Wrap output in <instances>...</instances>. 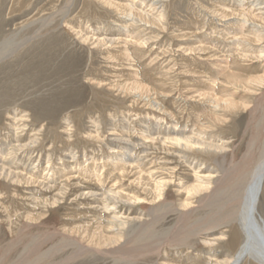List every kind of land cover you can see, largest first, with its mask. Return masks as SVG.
I'll use <instances>...</instances> for the list:
<instances>
[{
	"label": "rangeland",
	"instance_id": "1",
	"mask_svg": "<svg viewBox=\"0 0 264 264\" xmlns=\"http://www.w3.org/2000/svg\"><path fill=\"white\" fill-rule=\"evenodd\" d=\"M17 1L0 0V163L12 166L10 170L15 173V180L0 176V264L28 260L25 252L35 250L47 229L54 227L71 234L86 223L90 231L100 225L106 234L121 232L118 244L128 242L125 246H130V250L139 247L138 254L142 255L135 252L132 254H136L135 259L130 258L132 255L126 256L123 263L87 250L73 258V249L66 247L38 264L62 260L63 264H217L218 259L232 255L235 247L228 238L232 227L214 223L220 214L213 217L210 214L206 224L217 225L199 233L204 220L200 218L202 211L197 210L190 220L193 231L176 236L182 239L158 233L144 235L153 230L148 223L155 218L159 228L166 232L176 228L175 223L180 222L176 207L182 208L186 202H190L189 208L199 207L206 188H212L216 176L224 168L222 165L237 163L255 142L257 135L248 123V109L264 92V82H248L245 88L235 87L228 83L226 75L236 73L239 77L242 75L241 79L249 75L264 77V38L254 36L252 31V28L264 30V1L243 0L248 2L245 4L241 0H226V3L224 0H153L152 4V0H110L115 6H107L106 0H20L22 4ZM125 5H134V11L124 10ZM234 8L237 13L232 10ZM246 9H250L248 14ZM140 15H149L158 22L147 23ZM236 19L238 24H235ZM241 21H245V28ZM144 38L147 39L142 40ZM117 50L121 51V56L113 57ZM130 75L151 88L154 104L147 102L148 97L138 99V92L133 95L123 92L121 86ZM22 81L30 86L27 88ZM37 84L40 89L35 86ZM71 91L78 92L75 98ZM68 94H72L71 98ZM223 96L235 100L236 107L232 111L220 108L217 115L212 112L211 100ZM42 98L46 101L44 104L39 103ZM69 101L74 102L73 106L68 105ZM51 109L57 114L52 115ZM16 114L17 120L20 116L23 119L14 122L10 116L16 118ZM205 126L207 128H201ZM173 127L213 139L216 144H223L224 149L216 154L205 152L199 146L188 149L182 143L162 142L164 131ZM16 133L27 135L24 137L27 143L23 150L13 146L11 155L8 152L15 143L12 136ZM124 148L129 153L124 157L129 161L100 167L99 159H106ZM92 159L97 160V167L94 165L91 169L100 179L88 173L89 168L84 165ZM47 172L53 175L50 180ZM81 190H87V194ZM113 216L123 222L118 225L119 229L113 227L111 230L107 224ZM83 240L86 244L99 242L98 235L92 233ZM47 245L49 243L37 249L45 250ZM195 259L200 260L199 263Z\"/></svg>",
	"mask_w": 264,
	"mask_h": 264
},
{
	"label": "bare ground",
	"instance_id": "2",
	"mask_svg": "<svg viewBox=\"0 0 264 264\" xmlns=\"http://www.w3.org/2000/svg\"><path fill=\"white\" fill-rule=\"evenodd\" d=\"M15 1V0H14ZM17 1V0H16ZM217 1H220V0H217ZM226 0H224L225 2ZM237 1V0H236ZM243 3L247 4L245 1L241 0ZM248 1V0H247ZM255 1H258V0H255ZM264 1V0H262ZM18 2V1H17ZM19 2L21 3V1L19 0ZM18 2V3H19ZM85 2V1H84ZM156 2H159V1H156ZM162 2V0H161ZM166 2V0L164 1ZM223 2V0L221 1ZM229 2V1H228ZM12 3V1H11ZM10 3V4H11ZM14 3V2H13ZM19 3V4H20ZM107 3V6H115L114 2H111L110 0H106ZM153 4V0L151 2ZM216 3V2H215ZM220 3V2H219ZM226 3V2H225ZM231 3V2H230ZM253 3V2H252ZM259 3V2H257ZM22 4V3H21ZM84 4V3H83ZM86 4V3H85ZM124 4V3H122ZM157 4V3H156ZM163 4V3H162ZM165 4V3H164ZM168 4V3H167ZM214 4V3H213ZM221 4V3H220ZM219 4V6H220ZM224 4V3H222ZM254 4V3H253ZM18 5V4H17ZM24 5V3H23ZM118 5H120L118 3ZM217 5V4H215ZM226 5V4H225ZM236 5V3H235ZM249 5V4H248ZM14 6V5H13ZM22 6V5H21ZM134 6V5H133ZM133 6H129L128 5H125V9L124 10H127V11H134V8ZM162 6V5H161ZM166 6V5H164ZM162 6V7H164ZM219 6H217L216 8L219 9ZM222 6V5H221ZM228 6V5H226ZM237 6H238V3H237ZM261 6V5H260ZM264 6V5H263ZM10 7V6H9ZM16 6H14L15 8ZM18 7H20V5H18ZM23 7V6H22ZM85 7V6H84ZM88 7V6H86ZM85 7V8H86ZM229 7V6H228ZM227 7V8H228ZM231 7V6H230ZM246 7V6H245ZM249 8V6H247ZM254 7V6H253ZM252 7V8H253ZM11 8V7H10ZM14 8H11L12 10ZM17 8V7H16ZM165 8V7H164ZM215 8V9H216ZM221 8V7H220ZM256 8V7H255ZM254 8V9H255ZM98 9V8H97ZM119 9V8H118ZM239 9V8H238ZM258 9V8H256ZM261 9V8H259ZM9 10V9H8ZM213 10V9H212ZM228 10V9H227ZM226 10V11H227ZM231 9L229 8V11ZM234 11V9H232ZM240 10V9H239ZM247 10V9H246ZM250 10V9H249ZM245 11L247 12L248 14V11ZM15 11V10H14ZM194 11V10H193ZM196 11V10H195ZM215 11V10H214ZM217 11V10H216ZM222 11V10H221ZM241 11V10H240ZM239 11V13H240ZM257 11V10H256ZM255 11V12H256ZM261 11V10H260ZM83 12V11H82ZM86 12V11H85ZM126 12V11H125ZM213 12V11H212ZM223 12V11H222ZM225 12V11H224ZM244 12V13H245ZM250 12V11H249ZM253 12V11H252ZM160 13V12H159ZM158 13V14H159ZM163 13V12H162ZM216 13V12H215ZM214 13V14H215ZM220 13V12H219ZM237 13V11L235 12ZM243 13V12H241ZM240 13V14H241ZM257 13V12H256ZM264 13V12H263ZM10 14V13H9ZM121 14V13H120ZM221 14V13H220ZM231 15V13H228ZM239 14V15H240ZM246 14V13H245ZM244 14V16H245ZM83 15V14H82ZM161 15V14H160ZM192 15V14H191ZM189 15V16H191ZM194 15V14H193ZM192 15V16H193ZM196 15V14H195ZM237 15V14H236ZM264 15V14H263ZM123 16V15H122ZM137 16V15H136ZM142 18L145 17V20L147 23H150V24H156V22H158L155 18H150L151 16L149 15H140ZM228 16V15H227ZM225 16V17H227ZM234 16V14H233ZM238 16V15H237ZM241 16V15H240ZM250 19L249 20H252L251 19V16L250 15ZM248 16V17H249ZM255 16V15H253ZM214 17V16H213ZM216 17V16H215ZM259 17V16H258ZM196 18V17H195ZM232 18V17H231ZM234 18V17H233ZM237 18V17H236ZM244 18L243 16L240 18V20ZM260 18V17H259ZM258 18V20H259ZM254 20L256 19L253 18ZM243 20H246V19H243ZM248 20V21H249ZM141 21V20H140ZM247 21V20H246ZM247 21V22H248ZM261 21V20H259ZM258 21V22H259ZM234 22V21H233ZM245 23V21H243ZM250 22V21H249ZM254 22V21H253ZM256 22V21H255ZM257 22V23H258ZM239 23V20L236 19L235 20V24H238ZM244 23H241L243 25V27L245 28L244 26ZM190 24V23H189ZM227 24V23H226ZM228 24H230V22H228ZM228 24L226 26H228ZM233 24V23H232ZM262 24V23H261ZM23 25V24H22ZM121 25L122 22H121ZM240 25V26H242ZM257 25V24H256ZM118 26V24H117ZM157 26V25H156ZM235 26V25H234ZM234 26H231V27H234ZM237 26V25H236ZM248 26V25H247ZM253 26V25H252ZM255 26V25H254ZM241 27V28H243ZM258 27V26H257ZM243 28V29H244ZM259 28V27H258ZM254 29V30H253ZM263 29V28H262ZM250 30V29H249ZM252 31H254V33L256 35L254 36H257L259 35V37L261 38H264V30H259V29H255V28H252ZM247 32V31H245ZM18 33V32H17ZM250 34V33H249ZM251 36V35H250ZM256 37V38H257ZM258 37V38H259ZM251 38V37H250ZM109 39V38H108ZM147 38H144L142 40H145ZM104 41V40H103ZM112 41V40H111ZM110 41V42H111ZM241 41V40H240ZM143 42V41H142ZM239 42V41H238ZM243 42V41H242ZM108 43V42H106ZM4 44V43H3ZM11 44V43H10ZM9 44V45H10ZM8 46V45H7ZM239 46V45H238ZM61 47V46H59ZM59 47H57L55 50H57ZM204 47V46H203ZM54 48V47H53ZM205 49V47H204ZM238 49V48H237ZM241 49V48H240ZM60 51V49L58 50ZM123 51V50H122ZM246 51V49H245ZM69 52V51H67ZM243 52V51H242ZM56 53V52H55ZM54 53V54H55ZM60 52H58L59 54ZM126 53V52H125ZM124 52H122V54H125ZM240 53V52H239ZM248 53V52H246ZM62 54V53H61ZM65 54V53H64ZM62 54V55H64ZM71 55V53H69ZM242 54V53H241ZM68 55V54H66ZM64 55V56H66ZM70 55H69V58H70ZM234 55V54H233ZM237 55V53H236ZM56 56L57 53H56ZM61 56V55H60ZM121 56V51L120 50H117L116 51V55H114L113 57H119ZM126 56V55H125ZM246 56V55H245ZM53 57V56H52ZM50 57V58H52ZM55 57V56H54ZM59 57V56H58ZM74 57V56H72ZM77 57V56H76ZM112 57V58H113ZM123 57V56H122ZM128 57V56H127ZM56 58V57H55ZM53 58V59H55ZM60 58V57H59ZM78 58V57H77ZM76 58V59H77ZM129 58V57H128ZM127 58V59H128ZM131 58V57H130ZM129 58V60H130ZM238 58V57H237ZM244 58V57H243ZM248 57L246 56V59ZM57 59V58H56ZM55 59V60H56ZM75 59V60H76ZM79 59V58H78ZM77 59V60H78ZM58 60V59H57ZM73 60V59H72ZM74 60V61H75ZM120 60V59H119ZM124 59L122 58V61ZM52 61V60H51ZM80 61V60H79ZM128 61V60H127ZM131 61V60H130ZM57 62V61H55ZM54 62V63H55ZM50 64V63H49ZM72 65V63H71ZM70 65V66H71ZM60 66V65H59ZM65 66V65H64ZM203 66V65H202ZM26 68V67H25ZM60 68V67H59ZM56 69V68H55ZM74 69V68H73ZM67 71V65H66V69ZM65 71V72H66ZM232 72V71H231ZM41 73V72H40ZM62 73H64V71H62ZM205 73V72H203ZM44 74V73H43ZM131 74V72H130ZM22 75V74H21ZM24 75V74H23ZM27 75V74H26ZM32 75V74H31ZM35 75V74H34ZM33 75V76H34ZM41 75V74H40ZM239 75V74H238ZM238 75L235 74H230V75H226V78L228 80V83L232 84L233 86L235 87H241V88H245L244 84L246 83H251V82H255V83H261V82H264V77H257V76H252L254 78H252L250 75L247 76L245 79H241L242 75L239 77ZM264 75V74H263ZM28 76V75H27ZM26 76V77H27ZM50 76V75H49ZM64 76V75H62ZM66 76V75H65ZM38 77V75H37ZM40 77V76H39ZM38 77V78H39ZM46 77H47V74H46ZM51 77V76H50ZM49 77V78H50ZM133 76L130 75V78L129 79H126L123 83V85L121 86L123 92L125 94H129L131 95L132 93H136L138 92V99L139 98H142L143 96L145 98L148 97V101L147 102H151L152 104H154V99H151V88L140 83L139 81H136V79H132ZM211 77V76H209ZM245 77V76H243ZM248 77H251V78H248ZM44 78V77H43ZM248 78V79H247ZM27 78H25L24 80H26ZM29 79V78H28ZM31 79V78H30ZM40 79V78H39ZM47 79V78H46ZM209 79V78H208ZM212 80V78H210ZM35 80V79H34ZM33 80V81H34ZM44 80V79H43ZM138 80V79H137ZM31 81V80H30ZM37 81V79L35 80ZM25 85V81H22ZM49 82V81H48ZM54 82V81H52ZM30 83V82H29ZM28 83V84H29ZM37 83V82H35ZM45 83V81L43 82ZM43 83H40L41 86H43ZM227 83V82H226ZM15 84V82L13 83ZM34 84V83H33ZM31 84V85H33ZM16 85V84H15ZM23 85V84H22ZM23 85V86H24ZM54 85V84H53ZM52 85V86H53ZM56 85V84H55ZM148 85V84H147ZM14 86V85H13ZM27 86V88L30 86L28 85H25ZM35 86H38L35 85ZM232 87V86H231ZM31 88V87H30ZM33 88V87H32ZM38 88L40 89V87L38 86ZM37 88V89H38ZM45 88V87H43ZM41 88V89H43ZM56 89V87H54ZM53 88V91H55V89ZM46 89V88H45ZM49 89V88H48ZM47 89V90H48ZM120 89V88H119ZM26 90V89H25ZM24 90V91H25ZM44 90V89H43ZM52 90V89H51ZM29 91V90H27ZM36 91V90H35ZM31 92V90H30ZM29 92V93H30ZM41 92V91H40ZM45 90H44V94H45ZM48 92V91H47ZM50 92V91H49ZM52 92V91H51ZM72 92V91H71ZM39 93V92H38ZM37 93V94H38ZM73 93V96L75 98V95L78 94V92L76 93L75 91L72 92ZM75 93V94H74ZM33 94H34V90H33ZM224 94V93H223ZM25 95V94H24ZM43 95V94H41ZM47 95L50 96V93H48ZM46 95V96H47ZM69 95V94H68ZM67 95V97H68ZM72 95V94H71ZM71 95L70 98H71ZM133 95V94H132ZM37 96V95H36ZM56 96V95H55ZM54 96V98H55ZM21 97V96H20ZM39 97V96H37ZM43 97V96H42ZM135 97V96H134ZM41 99V97H39ZM47 98V97H46ZM61 99V97H59ZM66 98V97H64ZM77 98V96H76ZM37 99V98H36ZM36 99L34 101H36ZM39 99V100H40ZM45 99V97H44ZM50 99V98H49ZM57 99V98H56ZM69 99V97H68ZM38 100V99H37ZM47 100V99H46ZM62 100V99H61ZM73 100V98L71 99ZM70 100V101H71ZM78 100V98H77ZM43 98L42 100H40V104H44L46 101H44ZM48 101V100H47ZM52 101H55V99ZM60 101V100H59ZM66 101V100H65ZM65 101H62V102H65ZM69 101V102H70ZM212 103L214 104V109L212 110L213 113L217 114L218 113V110L220 108L222 109H227L229 111H232V110H235V100L233 99H229L227 97H214L213 100H211ZM256 102L253 103V105H251V107L248 109V123L252 125V127L254 128L253 131H256V135H257V138L255 139V142L253 144H251L250 148H248V150L242 155V157H240L241 159L237 162V163H234V164H229V165H222L224 168H222L220 170V173H218V175L216 176V180H214V184L212 186L211 189L206 188V194L204 195L203 199L201 200V203L199 205V207H195L194 208H189L188 206L190 205V202H186L182 207V208H178L176 207V210H175V207H174V210L175 212L177 213V217H178V220H180V222L178 224L175 223L176 225V228H171L170 232H166L167 230L164 231V229H160L159 228V225L156 223L157 222V218L152 219V220H148L149 223L151 225V228H153V230L151 232H153L151 234V232H149L147 235H144V236H156L155 234L158 233L159 235H174L175 239H182V237H176L178 235H186L188 232H190L191 230V223H190V220H192L191 218V215L196 212L197 210H200L202 211V215L200 216L201 219H203L204 221H202L200 223L201 227L199 228V233H203V231H205L206 229H209L211 230L212 229V226H216L217 224L219 223H226V225H230L232 228L230 229V236H228L229 238V241H231L232 243H234V253L232 255H228V257H226L225 259H221V260H217V264H245V263H248V264H264V214L261 213L262 210H264L263 206L264 204L262 203V200L264 201V92L257 98V100H255ZM33 102V101H32ZM43 102V103H41ZM50 104H51V101H49ZM47 102V103H49ZM68 102V105L70 106V104L72 105V103H74L72 101V103ZM76 102V101H75ZM37 103V102H36ZM36 103L34 102V104L36 105ZM46 103V104H47ZM54 103V102H53ZM67 103V101H66ZM145 103V102H144ZM45 104V105H46ZM60 104V103H59ZM65 104V103H64ZM135 104H138V103H135ZM160 104V103H159ZM61 105V104H60ZM66 104V106H68ZM118 105V104H117ZM68 106V107H69ZM73 106V105H72ZM158 106V104H157ZM36 107V106H35ZM34 107V108H35ZM58 107V105H57ZM60 107V106H59ZM62 107V105H61ZM67 107V109H68ZM165 107V106H164ZM157 108V107H156ZM160 110H161V106H159ZM158 108V109H159ZM47 109V108H46ZM60 109V108H59ZM154 109V108H153ZM152 109V110H153ZM164 109V108H163ZM41 110H42V105H41ZM44 110V109H43ZM167 110V109H166ZM21 111V110H20ZM62 110L60 109V112ZM14 112V111H13ZM22 112V111H21ZM56 111H54L53 109L50 110V113L53 115ZM69 112V111H68ZM163 112V110H162ZM165 112V111H164ZM163 112V113H164ZM17 113V111H16ZM64 113V112H62ZM77 113V112H76ZM166 113V112H165ZM169 113V112H168ZM15 114V113H14ZM43 114H46V113H43ZM57 114V113H55ZM48 115V114H47ZM218 115V114H217ZM35 116V115H34ZM110 116V115H109ZM169 116V115H168ZM14 122H19V118L23 119L21 116L18 117V120H17V114H16V118H13L12 116H10ZM46 117V116H45ZM54 117V116H53ZM220 117V116H219ZM33 118V117H32ZM113 118V117H112ZM1 119V118H0ZM20 119V120H21ZM48 119V117H47ZM54 119V118H52ZM68 119V118H67ZM33 120V119H32ZM220 120V119H219ZM223 120V119H222ZM68 121V120H67ZM95 121V120H94ZM196 121V120H194ZM199 122V121H198ZM201 122V121H200ZM244 122V121H243ZM4 123V122H3ZM25 123V122H24ZM24 123H22V125L24 126ZM7 124V123H6ZM5 124V125H6ZM204 125V124H203ZM202 125V126H203ZM243 125V124H242ZM12 126V125H11ZM15 126V125H13ZM66 126V125H65ZM208 127H211V125H207ZM20 127V126H19ZM22 127V126H21ZM26 127V126H25ZM14 128V127H13ZM18 128V127H17ZM202 129L203 128H207L206 126L205 127H201ZM242 128V127H241ZM26 129V128H25ZM76 129V128H75ZM246 129V128H245ZM15 130V129H14ZM105 130V129H104ZM165 130V129H164ZM251 130V128H250ZM26 131V130H25ZM78 131V129H77ZM9 132V131H8ZM12 132V131H11ZM18 132V131H17ZM80 132V131H79ZM96 132V131H95ZM240 132V131H239ZM13 133V132H12ZM25 134V132H23ZM248 133H250L249 131L247 132L246 136H248ZM251 134H253L251 132ZM5 135H7L5 133ZM4 135V136H5ZM11 135V134H10ZM9 135V136H10ZM23 135V134H22ZM21 134L20 135H17V133L15 135H13L11 138L14 140V144H12V148L11 150L8 152V153H11L12 152V149L14 147L16 148H21L23 146H25V138L27 135H25L24 137L22 136ZM88 135V134H87ZM160 135V134H159ZM251 136V135H250ZM3 137V136H2ZM8 137V136H7ZM22 137L24 139H22ZM33 137V136H32ZM128 137V135H127ZM245 137V136H244ZM243 137V138H244ZM6 138V137H5ZM34 138V137H33ZM37 139V137H35ZM254 137H252L253 139ZM29 138H27V141H28ZM31 139V137H30ZM29 139V140H30ZM164 141L162 142H166V141H172V142H177V143H182L183 146H185L186 148L188 149H192L194 148V146H199V147H203L204 148V151L205 152H216V151H221L224 149V146L223 144H216L214 142L213 139H209L207 140L206 138H204L203 136L201 135H195L193 133H188L187 131L184 132V131H181L175 127L171 128V129H166L164 131V133L162 134V137L160 138ZM206 139V140H205ZM247 139V142L249 141L248 138ZM251 139V138H250ZM88 140V139H87ZM100 140V139H99ZM104 140V139H103ZM1 141V140H0ZM4 141V140H3ZM9 141V140H8ZM31 141V140H30ZM29 141V143H30ZM36 141V140H35ZM117 141V140H116ZM130 141V140H129ZM151 141V140H150ZM253 141V140H252ZM70 142V141H69ZM115 142V141H114ZM4 143V142H3ZM6 143V142H5ZM13 143V141H12ZM36 143V142H35ZM249 143V142H248ZM252 143V142H251ZM11 144V143H10ZM31 144V143H30ZM34 144V143H33ZM244 144H246L244 142ZM4 145V144H3ZM9 145V144H8ZM32 145V144H31ZM35 145V144H34ZM102 145V144H101ZM111 145V144H110ZM148 145V144H147ZM248 145V144H247ZM14 146V147H13ZM135 146V145H134ZM138 147V145H136ZM246 146V145H245ZM258 146V148H256ZM113 147V146H112ZM244 147V145H243ZM249 147V146H248ZM26 148V147H25ZM71 148V147H70ZM226 148V147H225ZM5 149V148H4ZM113 149V148H112ZM23 150V148H22ZM28 150V149H27ZM111 150V149H110ZM245 150V149H244ZM8 151V150H7ZM15 151V150H14ZM114 151V150H112ZM192 151V150H191ZM227 151V150H226ZM111 152V151H110ZM170 152V151H169ZM223 152V151H222ZM241 152V151H240ZM22 153V152H21ZM71 153V152H70ZM128 153V150L127 148H124V149H119V150H116L115 152L111 153L110 155L112 156H108V158H104V159H99L98 161L101 163L102 166H100L102 169L106 167V165L108 164H113V163H119V162H127L129 161V159H127L126 157H124L125 155H127ZM14 154V153H13ZM16 154V153H15ZM25 154V153H24ZM32 154V153H31ZM129 154V153H128ZM217 154V152H216ZM224 154V153H223ZM227 154V153H226ZM8 155V154H6ZM10 155V154H9ZM12 155V153H11ZM21 155V154H19ZM113 155H115L116 157H113ZM222 155V154H221ZM225 155V154H224ZM37 156V155H36ZM74 156V155H73ZM140 156V155H139ZM218 156V155H217ZM234 156V155H233ZM12 157V156H11ZM18 157V156H16ZM20 157V156H19ZM31 157V156H30ZM29 157V158H30ZM141 157V156H140ZM237 157V158H239ZM47 158V157H46ZM228 158V157H227ZM15 159V157H14ZM28 159V158H27ZM62 159V158H61ZM96 159V158H95ZM95 159H92L90 161H85L84 162V165L85 167L87 166V168H89V172L88 173H94V176L96 177H99L100 179V175L96 174V172H93L94 170H92L97 164V160ZM113 159H115L113 161ZM110 160V161H109ZM139 160V159H138ZM12 161V159H11ZM64 161V160H62ZM167 161V160H166ZM234 161V160H233ZM19 162V160H18ZM9 163V162H8ZM17 163V162H16ZM221 163V162H220ZM6 164V163H5ZM46 164V163H45ZM106 164V165H105ZM95 165V166H94ZM19 166V165H18ZM34 166V165H33ZM111 166V165H110ZM12 167V166H11ZM10 166L8 167H5L2 163H0V176H3V177H6V178H14L15 176V173L12 172V170H10L11 168ZM14 167V166H13ZM17 167V165H16ZM35 167V166H34ZM70 167V166H69ZM97 167V166H96ZM114 167V166H113ZM92 168V169H91ZM12 169V168H11ZM14 169V168H13ZM19 169V168H18ZM75 169V167H74ZM96 169V168H95ZM107 169H109L107 167ZM16 170V169H15ZM33 170V169H32ZM122 170V169H121ZM14 171V170H13ZM30 171V170H29ZM57 171V170H56ZM79 171V170H78ZM108 171V170H107ZM30 173V172H29ZM49 173V172H47ZM54 173V172H53ZM106 173V172H104ZM22 174V173H21ZM19 175V174H18ZM25 174H22L21 176H23ZM104 175V174H103ZM47 178L50 180V178L53 177L52 173H49L47 174ZM90 176V174H89ZM17 177V176H16ZM46 177V176H45ZM50 177V178H49ZM20 178V176L18 177ZM31 178V177H30ZM35 178V177H34ZM55 178V177H54ZM106 178V176H105ZM23 179V178H21ZM19 179V181L21 180ZM29 179V178H28ZM72 179V178H71ZM82 179V178H81ZM4 180V178H3ZM9 180V179H7ZM13 180V179H12ZM15 180V178H14ZM18 180V179H17ZM16 180V181H17ZM30 180V179H29ZM37 180V179H36ZM35 180V181H36ZM24 181L27 183V181L25 180V177H24ZM22 181V182H24ZM32 181L34 182V179H32ZM41 181V180H40ZM54 181V180H53ZM78 181V180H77ZM80 181V180H79ZM11 182V181H10ZM14 182V181H13ZM30 181H28L29 183ZM51 182V181H50ZM87 182V181H86ZM44 183V182H43ZM46 183V182H45ZM44 183V184H45ZM61 183V182H60ZM59 183V184H60ZM34 184V183H33ZM43 184V185H44ZM47 185V184H46ZM52 185V184H51ZM55 185V184H54ZM61 185V184H60ZM69 185V184H68ZM48 186V185H47ZM65 186V185H64ZM70 186V185H69ZM73 186V185H72ZM102 186H103V183H102ZM49 187V186H48ZM61 187V186H59ZM74 187V186H73ZM112 187V186H111ZM47 188V187H46ZM51 188V187H50ZM66 188V187H64ZM49 189V188H48ZM67 189V188H66ZM74 189V188H73ZM95 189V188H94ZM112 189V188H111ZM62 190H65V189H62ZM90 190V189H89ZM100 190V189H99ZM104 190V189H103ZM108 190V189H107ZM57 191V190H56ZM61 191V189H60ZM59 191V192H60ZM58 192V193H59ZM65 192V191H64ZM82 193H85L87 194V190L85 192H83V190H81ZM80 192V195L82 196L83 194H81ZM103 192V191H102ZM106 192V191H104ZM108 192H110L108 190ZM97 193H99V191H97ZM68 194V193H67ZM90 194V193H88ZM105 194V193H104ZM16 195V194H15ZM60 195L61 192H60ZM75 195V194H74ZM77 195V194H76ZM75 195V196H76ZM95 195V193H94ZM98 195V194H96ZM115 195V194H114ZM17 196V195H16ZM24 196V195H23ZM31 196V195H30ZM53 196V195H52ZM74 196V198H75ZM80 196V197H81ZM89 196V195H88ZM101 196L103 197V194H101ZM110 196V195H109ZM107 196V197H109ZM118 196V195H115V197ZM10 197V196H9ZM13 197V196H12ZM15 197V196H14ZM59 197V196H58ZM57 197V198H58ZM62 197V196H60ZM94 197V196H93ZM106 197V198H107ZM16 198V197H15ZM29 198V197H28ZM54 198V197H53ZM87 198V197H86ZM96 198V197H95ZM94 198V199H95ZM99 198V197H98ZM13 199V198H12ZM35 199V198H34ZM52 199V198H51ZM60 199V198H59ZM100 199V198H99ZM112 199V198H111ZM121 199V198H120ZM49 200V199H47ZM61 200V199H60ZM102 200V199H101ZM116 200V199H115ZM114 200V201H115ZM52 201V200H51ZM50 201V202H51ZM113 201V199H112ZM95 202V201H94ZM101 202V201H100ZM33 203V202H31ZM54 203V202H53ZM102 203V202H101ZM114 203V202H113ZM87 204V203H85ZM115 204V203H114ZM192 204V203H191ZM31 205V204H30ZM46 205V204H45ZM92 205V204H91ZM263 207L261 209V211H259V207L261 206ZM25 206V205H24ZM37 206V205H36ZM90 206V205H89ZM94 206V204H93ZM98 206H101L98 204ZM103 206V205H102ZM114 206V205H113ZM111 206L110 204V207H113ZM88 207V206H87ZM96 207V206H95ZM105 207V206H104ZM191 207V206H190ZM93 208V207H92ZM106 208V207H105ZM98 209V208H97ZM96 209V210H97ZM107 209V208H106ZM113 209V208H112ZM90 210V208H89ZM99 210V209H98ZM109 210V209H107ZM87 211V210H86ZM100 211V210H99ZM91 212V211H90ZM95 213V212H94ZM264 213V212H263ZM113 214V212H112ZM201 214V212H200ZM199 214V215H200ZM207 214H209V216H207ZM210 214L211 216H216L218 214H220V218L218 221L214 222V223H217V224H206V222L210 219ZM223 214V215H222ZM117 215V213L115 214ZM119 215V213H118ZM98 217V216H96ZM114 217V216H113ZM176 217V216H175ZM218 217V216H217ZM103 218V217H102ZM105 218V217H104ZM199 218V219H200ZM216 218V217H215ZM33 219V218H32ZM37 219V218H36ZM94 219V218H93ZM98 219V218H97ZM111 219V217H110ZM107 221V224L109 225V228L112 230L113 227H118V225H122L123 222L122 221H119V218L118 217H114L113 220H110ZM177 219V218H176ZM55 220V219H54ZM100 221V219L98 220ZM103 221V220H102ZM146 221V222H148ZM206 221V222H205ZM101 222V221H100ZM99 222V223H100ZM146 222H144L146 224ZM209 223V222H208ZM37 224V223H36ZM103 224V223H102ZM158 226H157V225ZM86 225H88L86 223ZM82 226V227H76L75 230H73L74 232H70L71 234H69L68 232L66 231H61L59 229H56L54 227L50 228V229H47L46 231H42L43 232V237L42 239L40 240L39 244H37L38 246L36 248H34L35 250H30L29 252H25V256L26 258L28 257V260L24 259L25 261H23V263L21 262L22 260H20V262L18 264H38L39 262H42L44 261L45 259H47L46 257H48L49 255H52L55 253V251L58 249H63V248H66V247H71L73 250H72V257L74 258V256H77L79 255L80 253L83 254V252L87 251V250H94V251H97V252H100L102 255H108V257L110 256L112 258V261H116V262H123L124 263V260L126 258V256H130L132 254H134L135 252L138 254L139 252V247L138 248H134L133 250H130V246L126 248L125 244H118V238L121 236V232L119 231H114L112 232L113 234H106L105 231L103 230V228L99 227L98 226H95L94 229L92 231H90V229H88L89 227L88 226ZM97 225V224H96ZM107 225V226H108ZM199 225V224H198ZM51 226V225H50ZM106 226V227H107ZM156 226V228L154 229V227ZM171 226V225H170ZM174 227V226H173ZM197 227V226H196ZM223 227V226H222ZM206 228V229H205ZM230 228V227H229ZM108 229V228H107ZM119 229V228H117ZM166 229V228H165ZM106 230V229H105ZM193 231V229L191 230ZM108 232H109V229H108ZM143 232V231H142ZM145 232V231H144ZM74 233H76V236H74ZM96 234L98 235V238H99V242H89V243H84V238L85 236H89V234ZM110 233V232H109ZM210 234V232H209ZM223 234V233H222ZM167 235L165 237H167ZM188 235V234H187ZM229 235V234H228ZM79 236L81 237V239L79 238ZM140 236V235H139ZM158 236V235H157ZM218 236H220V233L218 234ZM224 236V235H222ZM187 237V236H186ZM215 237V236H214ZM169 238H172V237H169ZM168 238V239H169ZM216 239V237H215ZM218 239V237H217ZM221 239V237L219 238ZM36 241V240H35ZM152 241V240H151ZM14 242V241H13ZM207 242V241H206ZM212 242V241H211ZM7 243V242H6ZM49 243V246L47 245L48 248H46L45 250L43 249H37L39 246H42L43 244H48ZM153 243V242H152ZM210 243V241H209ZM230 243V242H229ZM117 244V245H116ZM206 245V244H205ZM134 246V245H133ZM146 246V245H145ZM140 247H142L140 245ZM144 247V246H143ZM143 247L141 249H143ZM133 248V247H132ZM151 247H149L148 249H150ZM232 248V247H231ZM153 249V248H152ZM213 249V248H212ZM147 250V249H146ZM157 249H155V252H156ZM25 251V250H24ZM141 251V250H140ZM153 251V250H152ZM159 251V250H158ZM216 251V249H215ZM61 252V251H60ZM88 252V251H87ZM220 252V251H219ZM232 252H233V249H232ZM94 253V252H92ZM221 253V252H220ZM219 253V255H220ZM144 254V253H143ZM212 254V252H211ZM210 254V255H211ZM218 254V253H217ZM1 255V253H0ZM67 255V254H66ZM74 255V256H73ZM138 255H142L141 254H138ZM3 256V255H2ZM80 256V255H79ZM136 256L135 255H132L130 256V258H134ZM50 257V256H49ZM24 258V257H23ZM137 258H139V256H137ZM198 258V257H197ZM208 258V257H207ZM213 258V257H212ZM221 258V257H219ZM66 259V258H65ZM135 259V258H134ZM200 259V257H199ZM198 259V260H199ZM14 260V259H13ZM17 260V259H15ZM196 263H199V261L197 262V259H195ZM202 260V259H201ZM213 260V259H212ZM216 260V259H215ZM57 261V260H56ZM64 260L62 261H59V262H54L53 261V264H63L61 262H63ZM135 261V260H134ZM194 261V260H193ZM214 261V260H213ZM13 262V261H12ZM115 262V263H116ZM204 262V261H203ZM206 262V261H205ZM212 262V261H211ZM47 263V262H46ZM126 263V262H125ZM201 263V262H200ZM213 263V262H212ZM45 264V263H44ZM48 264H51L50 261ZM121 264V263H120ZM206 264V263H205ZM208 264V263H207ZM214 264V263H213Z\"/></svg>",
	"mask_w": 264,
	"mask_h": 264
}]
</instances>
